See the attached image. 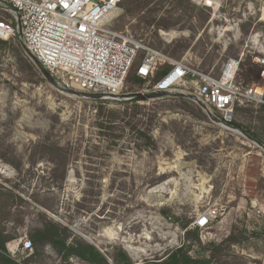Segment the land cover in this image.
Listing matches in <instances>:
<instances>
[{
	"label": "rangeland",
	"instance_id": "rangeland-1",
	"mask_svg": "<svg viewBox=\"0 0 264 264\" xmlns=\"http://www.w3.org/2000/svg\"><path fill=\"white\" fill-rule=\"evenodd\" d=\"M263 11L264 0H125L111 28L218 76L229 58L244 52L251 34H264ZM1 42L0 230L18 264H87L48 245L26 262L35 250L24 247L44 220L68 228V242L93 245L110 264L119 250L132 264L161 263L185 243L195 264H264L259 146L179 95L131 104L127 96L92 100L64 93L44 78L22 43ZM246 55L241 78L250 83L258 51ZM135 76L133 69L124 95L145 88ZM236 110L232 122L264 145V112ZM55 147L69 150L67 166L52 162ZM209 209H217L218 218L188 243L186 232Z\"/></svg>",
	"mask_w": 264,
	"mask_h": 264
},
{
	"label": "built area",
	"instance_id": "built-area-1",
	"mask_svg": "<svg viewBox=\"0 0 264 264\" xmlns=\"http://www.w3.org/2000/svg\"><path fill=\"white\" fill-rule=\"evenodd\" d=\"M125 0H0V40H18L50 74L59 90L123 98L134 69L146 82L144 93L190 95L219 120L230 123L236 108L264 106V34H251L238 57L214 76L114 31L111 23ZM264 22V11L259 19ZM256 50V80L241 78L246 51ZM142 55L140 64L135 63ZM161 69V71H159ZM159 76L158 79H156ZM217 209L198 216L194 226L208 229ZM31 249V243L24 250Z\"/></svg>",
	"mask_w": 264,
	"mask_h": 264
},
{
	"label": "trees",
	"instance_id": "trees-1",
	"mask_svg": "<svg viewBox=\"0 0 264 264\" xmlns=\"http://www.w3.org/2000/svg\"><path fill=\"white\" fill-rule=\"evenodd\" d=\"M0 43L4 44L1 41ZM253 66L256 67L257 69L256 75H255V78L257 79L259 76V68L254 64ZM133 81L136 82L137 84H144V85L146 84L145 81L138 78L137 76L134 77ZM181 102H184V101H181ZM129 103L135 104L134 101H131ZM140 109L141 108L138 106L135 107L133 114H131L132 119L136 120L138 113H140ZM259 109L264 112V106H260ZM235 111L237 110L235 109ZM132 124L133 123H129V126H131V128L133 127L134 129L135 128L134 126L136 125L132 126ZM229 124L237 127L238 129L245 132L247 135L263 143L256 136L252 135L249 131L244 130L240 125L232 122V120ZM109 127H111V125H108L107 127L102 126L101 129H109ZM147 142L148 144L153 145V141L151 137H147ZM53 151H54L55 157L58 156L59 158V159H54L55 158L54 157L52 159V162H54L56 165L58 163H62L67 166L69 162L72 161V159H70L68 149H65L63 147H55ZM161 214L164 216H167L169 213L165 209H162ZM183 228L187 229L188 224L184 225ZM69 233L70 231L68 228L61 227L58 223H54L51 220H44L43 227L40 229L34 230L29 237V242L31 243L32 249L35 250V253H33L29 257L30 259H28L26 262L29 263L30 260H32L31 258L36 257V255H38L39 253V250L42 249L47 244H52L54 248L59 252V254H63L65 258H68L71 255H75L81 258L83 261H86L92 264H96L99 258H101L102 261H105L102 255L99 252H97L96 249L91 245L78 243V242L67 245V241L70 237ZM186 234H187L186 240L188 243L190 241H195V242L199 241V229L198 228L191 230V231H187ZM10 241L11 240L9 239V237H7L4 234V232L0 230V264H18L17 261L8 254L7 244ZM226 243H231V240L228 239ZM223 244L219 245L218 247H222ZM187 249L188 248L185 243L181 248H178L175 251L171 252L164 261H162L161 263H155V264H195L196 260L191 259L189 257L188 252H186ZM206 262L208 263L211 262V258L207 260ZM114 263L115 264H132L128 255L122 250L118 251L117 256L114 258Z\"/></svg>",
	"mask_w": 264,
	"mask_h": 264
},
{
	"label": "water",
	"instance_id": "water-1",
	"mask_svg": "<svg viewBox=\"0 0 264 264\" xmlns=\"http://www.w3.org/2000/svg\"><path fill=\"white\" fill-rule=\"evenodd\" d=\"M26 49V48H25ZM27 50V49H26ZM27 53L30 55V57L33 59L34 63L39 67L42 75L44 76V78L56 89H58L55 81L53 80V78L50 76V74L42 67V65L40 64V62L33 56L31 55L28 51ZM59 90V89H58ZM64 93L67 94H71L74 96H79V97H84V98H88V99H92V100H101L104 98L103 95L101 94H86V93H80V92H76V91H63L60 90ZM130 100L132 101H138V102H143V101H148L154 98H158V97H164L167 96L166 93H144V92H137V93H131L126 95ZM182 98H186L189 100H194V98L190 95H179ZM200 106H202L207 112V108L202 105L201 103H199ZM208 115L210 117V119L216 123L217 125L225 128L226 130L233 132V133H240L243 137H245L247 140L251 141L252 143L256 144L257 146H259L263 151H264V145L259 142L258 140L254 139L253 137L247 135L245 132H243L242 130L238 129L235 126L230 125L229 123L223 122L221 120H219L218 118H216L214 115H212L211 113L208 112Z\"/></svg>",
	"mask_w": 264,
	"mask_h": 264
},
{
	"label": "flooded vegetation",
	"instance_id": "flooded-vegetation-1",
	"mask_svg": "<svg viewBox=\"0 0 264 264\" xmlns=\"http://www.w3.org/2000/svg\"><path fill=\"white\" fill-rule=\"evenodd\" d=\"M77 242V241H76ZM75 242H73V241H71V242H68L67 241V245H69V244H74ZM78 243H83V244H86V243H84V242H78ZM48 246H51V247H53L54 248V246L52 245V244H47ZM91 246H93V245H91ZM94 247V246H93ZM95 249H96V247H94ZM56 250V249H55ZM32 251H33V249H32ZM96 251L97 252H99L97 249H96ZM59 253V252H58ZM100 253V252H99ZM101 254V253H100ZM102 255V254H101ZM73 257H77V258H79L78 256H75V255H71V256H69L68 258H65L64 257V255H63V258L64 259H66V260H70V259H72ZM102 257H103V255H102ZM104 258V257H103ZM81 261H83L81 258H79ZM105 259V258H104ZM85 263H87V264H92V263H89V262H86V261H84ZM113 263H114V259H113ZM96 264H110L108 261H106V259H105V261H102V259L101 258H99L98 259V261H97V263ZM115 264V263H114Z\"/></svg>",
	"mask_w": 264,
	"mask_h": 264
}]
</instances>
